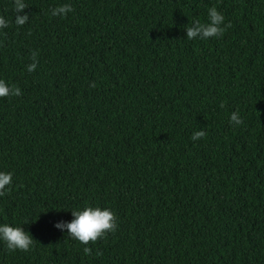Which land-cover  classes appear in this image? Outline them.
Wrapping results in <instances>:
<instances>
[{
	"label": "trees",
	"instance_id": "1",
	"mask_svg": "<svg viewBox=\"0 0 264 264\" xmlns=\"http://www.w3.org/2000/svg\"><path fill=\"white\" fill-rule=\"evenodd\" d=\"M24 2L20 27L0 0V79L22 93L0 98V225L34 243L0 241V264H264V0ZM211 7L232 27L189 40ZM85 205L116 231L53 226Z\"/></svg>",
	"mask_w": 264,
	"mask_h": 264
},
{
	"label": "clouds",
	"instance_id": "2",
	"mask_svg": "<svg viewBox=\"0 0 264 264\" xmlns=\"http://www.w3.org/2000/svg\"><path fill=\"white\" fill-rule=\"evenodd\" d=\"M28 8L24 0H14V23L22 27L25 25L29 16L21 14ZM73 9L70 5L64 4L57 6L51 10L53 17H65ZM8 27V21L0 16V29ZM231 23H224V16L218 12L216 7L208 9V22L202 23L200 20H194L192 25L185 29L186 37L189 40L196 38L209 39L222 37L228 28H231ZM30 34V33H29ZM31 63L26 65V70L32 73L38 66V53L33 51L30 55ZM95 82L90 83L89 87L94 88ZM22 95L19 87L9 85L5 80L0 79V98L6 96H20ZM220 107H224L223 104ZM243 123L238 112H232L230 115V124L239 126ZM207 136L204 130L195 131L191 139L193 141L203 139ZM12 184V173L0 171V197L6 195L10 191L9 186ZM71 215L73 219L70 222L57 221L53 226L61 231L67 230V235L79 241L81 244L88 245L95 243L100 239L106 238L108 233H114L117 229V218L115 214L108 208L101 209L100 207H91L85 205L82 210H72ZM29 223L25 221L24 224ZM0 241H3L9 252L30 250L34 243L32 236L24 231L22 227H13L8 224L0 225ZM85 255H91L92 249L84 247ZM101 253L97 251L96 255Z\"/></svg>",
	"mask_w": 264,
	"mask_h": 264
}]
</instances>
